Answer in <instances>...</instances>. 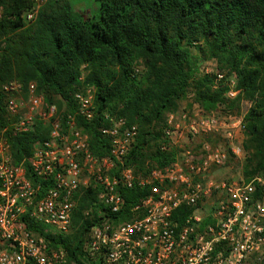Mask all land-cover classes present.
Returning a JSON list of instances; mask_svg holds the SVG:
<instances>
[{"label": "trees", "instance_id": "1", "mask_svg": "<svg viewBox=\"0 0 264 264\" xmlns=\"http://www.w3.org/2000/svg\"><path fill=\"white\" fill-rule=\"evenodd\" d=\"M96 1L99 13L87 15L69 0H48L28 22L34 0H0V128L13 120L4 84L16 80L26 88L34 82L46 101L66 107L65 118L76 112L75 92L88 84L94 88L97 113L90 121L79 115L75 120L88 134L91 152L112 158L111 142L101 128L109 123L105 113H115L136 125L137 135L112 173L131 167L146 176L177 160L179 151L166 130L169 114L178 113L184 100L204 113L228 114H239L247 101L244 176L248 181L264 176V0ZM208 60L217 63L220 73L202 71ZM231 91L236 92L233 98ZM48 135L42 122L27 132H7L15 163L23 162L33 181L28 158ZM258 190L264 196V189ZM120 191L125 198L120 216L129 218L151 188L136 182ZM99 192L98 186L85 190L72 230L53 238L52 245L71 259L82 253L96 217L86 218L84 210ZM191 210L179 208L183 215Z\"/></svg>", "mask_w": 264, "mask_h": 264}, {"label": "built area", "instance_id": "2", "mask_svg": "<svg viewBox=\"0 0 264 264\" xmlns=\"http://www.w3.org/2000/svg\"><path fill=\"white\" fill-rule=\"evenodd\" d=\"M47 1L34 0L28 22ZM3 89L13 120L0 128V264H264V196L258 192L264 189V177L217 176L232 154L243 152L244 123L201 110L171 113L166 133L179 151L177 160L146 176L131 167L117 175L112 171L130 152L137 126L105 113L109 123L101 131L111 142L112 158L95 156L88 134L75 120L76 115L87 121L95 117L92 86L75 92L76 112L66 118V107L46 101L34 82L24 88L13 80ZM38 122L48 127L49 135L28 158L33 181L24 163H15L7 132H27ZM182 137L199 141L184 147ZM210 137L212 141L206 139ZM136 182L150 186L151 193L131 217L122 218L120 187ZM92 186L100 192L84 215L96 217L81 255L71 259L52 245L53 238L72 230L79 197ZM100 204L105 208L99 209ZM182 206L191 212L183 215Z\"/></svg>", "mask_w": 264, "mask_h": 264}, {"label": "rangeland", "instance_id": "3", "mask_svg": "<svg viewBox=\"0 0 264 264\" xmlns=\"http://www.w3.org/2000/svg\"><path fill=\"white\" fill-rule=\"evenodd\" d=\"M76 9L84 11L85 14L87 15H93V14H98L99 12V4L96 0H69ZM202 71L204 72H215V73H220V70L218 69L217 63L214 60H208L202 63ZM220 77V76H219ZM231 83L234 84L235 80L234 78L230 79ZM233 92V91H232ZM231 98H233L235 95L229 94ZM58 101V100H56ZM59 102V101H58ZM190 100H184L181 104L180 108V113L182 111H186L189 113H197L200 111V108L197 104H193L192 107H189L188 103ZM62 106V105H61ZM250 106V103L247 101H244L241 106V112L239 114L237 113H225L223 111L215 112L218 115L222 116L225 120L228 122L232 121H241L244 123V114L247 111L248 107ZM179 113V114H180ZM245 133L242 135V138L245 140ZM241 138V139H242ZM243 140V142H244ZM199 140H196L192 143H189L186 138L182 137L181 138V143L184 147H195L198 144ZM222 143H226V141L221 140ZM236 145H241L237 141H235ZM243 145V143H242ZM247 153L244 151L239 155L235 156L232 154V158L229 162V165H227V168H224L220 170V173H217V176H225V175H235V176H241L244 177V164L246 161ZM264 177V176H263Z\"/></svg>", "mask_w": 264, "mask_h": 264}, {"label": "crops", "instance_id": "4", "mask_svg": "<svg viewBox=\"0 0 264 264\" xmlns=\"http://www.w3.org/2000/svg\"><path fill=\"white\" fill-rule=\"evenodd\" d=\"M180 112H178L176 115L178 116Z\"/></svg>", "mask_w": 264, "mask_h": 264}]
</instances>
